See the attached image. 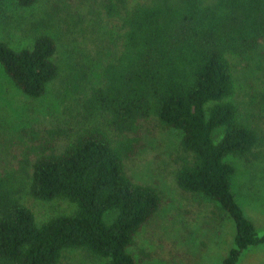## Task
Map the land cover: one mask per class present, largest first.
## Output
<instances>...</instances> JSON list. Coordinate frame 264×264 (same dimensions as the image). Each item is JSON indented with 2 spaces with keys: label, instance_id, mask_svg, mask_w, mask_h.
<instances>
[{
  "label": "trees",
  "instance_id": "16d2710c",
  "mask_svg": "<svg viewBox=\"0 0 264 264\" xmlns=\"http://www.w3.org/2000/svg\"><path fill=\"white\" fill-rule=\"evenodd\" d=\"M16 1L30 7L38 0ZM103 1L113 55L80 106L84 125L62 151L57 144L68 132L25 130L15 163L0 168V264H59L69 249H85L105 264H138L129 249L163 200L130 178L126 160L150 120L182 133L191 157L181 161L177 185L218 203L234 221V247L222 264H239L264 236L231 184L235 167L227 158L245 157L259 142L234 100L232 60H247L264 39V0ZM56 50L46 35L32 49L0 42V65L25 95L39 99L59 74ZM96 118L114 138L92 123ZM26 198L66 200L75 209L39 223Z\"/></svg>",
  "mask_w": 264,
  "mask_h": 264
},
{
  "label": "rangeland",
  "instance_id": "374dc122",
  "mask_svg": "<svg viewBox=\"0 0 264 264\" xmlns=\"http://www.w3.org/2000/svg\"><path fill=\"white\" fill-rule=\"evenodd\" d=\"M103 5V0H38L30 7H21L16 0L0 2V42L15 50L32 49L39 36H50L59 66L46 94L34 99L17 88L0 65L1 169L15 163L19 145L27 140L25 130L42 135L51 129L68 132L57 144L62 151L84 125L78 117L80 106L90 89L101 83V68L113 55L112 21ZM232 61L234 100L241 118L257 130L259 142L247 156L227 158L235 167L231 184L258 235L264 236V39L247 60ZM92 123L103 127L100 118ZM103 128L115 137L107 125ZM141 140L137 153L126 160L127 173L135 182L157 189L163 204L129 252L138 264H222L234 247L236 226L218 203L178 187L181 161L191 157L182 148V133L150 120L142 125ZM24 202L39 223L75 209L60 199L45 203L26 198ZM59 264H105V260L85 249H69ZM239 264H264V243L245 251Z\"/></svg>",
  "mask_w": 264,
  "mask_h": 264
}]
</instances>
